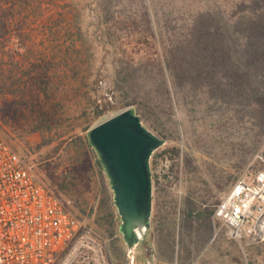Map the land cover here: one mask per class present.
<instances>
[{
  "label": "rangeland",
  "instance_id": "1",
  "mask_svg": "<svg viewBox=\"0 0 264 264\" xmlns=\"http://www.w3.org/2000/svg\"><path fill=\"white\" fill-rule=\"evenodd\" d=\"M17 1L0 0V14L8 15L0 39V135L89 232L96 249L83 242L72 263L264 264V236L230 238L214 217L241 175L264 170V114L236 95L238 82L221 89L189 79L190 69L212 66L208 55L224 57L218 66L229 58L243 68L232 58H241L247 1ZM163 55L162 65L175 70V79L167 72L171 108L154 75ZM134 61L151 71L141 123L165 143L150 158L148 231L129 250L87 133L134 107L119 91L142 84L141 73V80L123 73Z\"/></svg>",
  "mask_w": 264,
  "mask_h": 264
},
{
  "label": "built area",
  "instance_id": "2",
  "mask_svg": "<svg viewBox=\"0 0 264 264\" xmlns=\"http://www.w3.org/2000/svg\"><path fill=\"white\" fill-rule=\"evenodd\" d=\"M214 217L230 238L264 236V170L241 175L215 207ZM82 227L0 135V264H55L76 241L61 263L73 264L82 243H92Z\"/></svg>",
  "mask_w": 264,
  "mask_h": 264
},
{
  "label": "water",
  "instance_id": "3",
  "mask_svg": "<svg viewBox=\"0 0 264 264\" xmlns=\"http://www.w3.org/2000/svg\"><path fill=\"white\" fill-rule=\"evenodd\" d=\"M87 139L109 181L119 232L129 250L136 248L151 218L150 158L165 141L146 129L132 108L90 128Z\"/></svg>",
  "mask_w": 264,
  "mask_h": 264
},
{
  "label": "trees",
  "instance_id": "4",
  "mask_svg": "<svg viewBox=\"0 0 264 264\" xmlns=\"http://www.w3.org/2000/svg\"><path fill=\"white\" fill-rule=\"evenodd\" d=\"M11 1L13 6L18 2L17 0ZM246 1L249 6L246 20L242 23L244 24V35H242V43H239L242 50L238 53L241 58H232L234 64L243 62V68L240 70L235 69V67L232 66L233 64L230 65L229 58L226 59L228 62H226L225 65L218 66V62L219 64H223L224 57L219 55H208L207 61L213 62L212 66L190 69L189 79L190 83H205V86H210L215 83L216 87H221V89H224L225 86V88H228L231 83L238 82L239 84H237L236 87L240 90L238 89L236 91V95L244 96V103H247V105L249 103L253 105L256 104L257 108L264 114V0ZM144 15L148 16L147 9ZM7 17V14H0V39L6 34L7 24L5 19ZM163 61L166 62V56L164 55L160 57V59H157L159 63L155 66L154 75L157 76L162 88L158 93L162 92L167 100L169 108H171L172 102L170 101L167 72L175 79V70L170 68L167 70V68L162 65ZM123 73L126 77L132 75L136 80H141L139 77V73H141L142 84L128 88V91H123V88H119V91H121L125 97L124 105L134 106L132 109L135 114L140 118V121H144L146 112L144 102L149 95V92L144 87L148 81L147 78L150 79L151 77V71L147 69L143 63L141 64L139 61H134L128 68H124ZM259 85L260 87H258ZM104 110L98 111V115Z\"/></svg>",
  "mask_w": 264,
  "mask_h": 264
},
{
  "label": "bare ground",
  "instance_id": "5",
  "mask_svg": "<svg viewBox=\"0 0 264 264\" xmlns=\"http://www.w3.org/2000/svg\"><path fill=\"white\" fill-rule=\"evenodd\" d=\"M263 231H264V225H263Z\"/></svg>",
  "mask_w": 264,
  "mask_h": 264
},
{
  "label": "flooded vegetation",
  "instance_id": "6",
  "mask_svg": "<svg viewBox=\"0 0 264 264\" xmlns=\"http://www.w3.org/2000/svg\"><path fill=\"white\" fill-rule=\"evenodd\" d=\"M135 248V247H134ZM133 247H132V249H134ZM131 250V249H130Z\"/></svg>",
  "mask_w": 264,
  "mask_h": 264
}]
</instances>
